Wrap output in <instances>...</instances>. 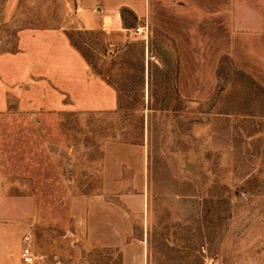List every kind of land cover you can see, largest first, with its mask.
Listing matches in <instances>:
<instances>
[{
	"label": "rangeland",
	"instance_id": "obj_1",
	"mask_svg": "<svg viewBox=\"0 0 264 264\" xmlns=\"http://www.w3.org/2000/svg\"><path fill=\"white\" fill-rule=\"evenodd\" d=\"M73 2L21 0L7 51L67 27L116 106L0 104V264H264V33L223 32L227 0L157 2L149 41L111 46Z\"/></svg>",
	"mask_w": 264,
	"mask_h": 264
},
{
	"label": "crops",
	"instance_id": "obj_2",
	"mask_svg": "<svg viewBox=\"0 0 264 264\" xmlns=\"http://www.w3.org/2000/svg\"><path fill=\"white\" fill-rule=\"evenodd\" d=\"M20 1L2 0L0 6L2 109L5 106V98L15 96L20 99V104L24 101L34 109L41 106L42 111L52 113L65 111L70 106L64 103V99L70 96L79 111L113 110L116 106L114 88L106 85L94 74L87 61L71 45L66 33L67 27L41 29L18 27L15 49L7 51V25L18 16ZM183 1L198 7V0H74V21L83 31L104 32L110 37L111 46L126 40L128 35L149 41V28L146 37L136 35L135 29L147 25L152 20L155 4L158 2L159 5L166 7L174 2L180 4ZM123 10L133 15L135 27L125 24L122 18ZM232 14L237 17V24H231ZM222 16L223 32L229 35L237 31L246 37L249 35L258 37L264 33V0H233V8L231 0H227L222 8ZM174 32L176 33V30ZM175 37L177 49L179 43ZM172 63L174 65L178 63L176 57Z\"/></svg>",
	"mask_w": 264,
	"mask_h": 264
},
{
	"label": "built area",
	"instance_id": "obj_3",
	"mask_svg": "<svg viewBox=\"0 0 264 264\" xmlns=\"http://www.w3.org/2000/svg\"><path fill=\"white\" fill-rule=\"evenodd\" d=\"M135 34L146 37L148 35V26L145 25V26L136 28ZM21 257H22V260L24 261V263H26V264H29L32 261V258L30 256L28 250H24L23 253L21 254Z\"/></svg>",
	"mask_w": 264,
	"mask_h": 264
},
{
	"label": "trees",
	"instance_id": "obj_4",
	"mask_svg": "<svg viewBox=\"0 0 264 264\" xmlns=\"http://www.w3.org/2000/svg\"><path fill=\"white\" fill-rule=\"evenodd\" d=\"M125 14H128L129 16H131V18H133L134 20H135V18L133 17V15L129 12V11H126V10H123L122 11V18H124V15ZM69 39V38H68ZM69 41H70V39H69ZM70 43H71V41H70ZM72 46H73V44H71ZM74 48H75V46H73ZM80 53V52H79Z\"/></svg>",
	"mask_w": 264,
	"mask_h": 264
}]
</instances>
